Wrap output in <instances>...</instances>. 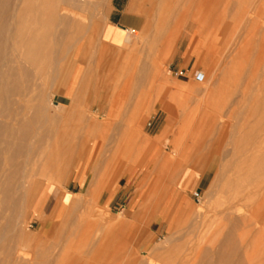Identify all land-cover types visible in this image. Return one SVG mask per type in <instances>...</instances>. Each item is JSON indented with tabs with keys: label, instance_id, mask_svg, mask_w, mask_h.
I'll use <instances>...</instances> for the list:
<instances>
[{
	"label": "rangeland",
	"instance_id": "1",
	"mask_svg": "<svg viewBox=\"0 0 264 264\" xmlns=\"http://www.w3.org/2000/svg\"><path fill=\"white\" fill-rule=\"evenodd\" d=\"M138 1L145 8L148 24L137 36L134 46L138 54L126 56L107 54L104 49L90 54L97 48L105 23L103 3L58 0L70 12L63 24L53 28L58 36L55 48L59 50L66 43L71 50L63 52L55 94L45 100V105L50 103L47 106L52 111L46 109L51 117L27 120L38 109L39 96L51 92L47 80L36 74L24 96L13 102L9 122L30 124L40 134L31 135L35 136L34 148L27 170L31 165L40 169L47 156H56L59 161L72 156L79 162L66 182L47 175L36 178L39 185L28 207L45 185L48 193L43 213L49 221L39 231L35 215L24 217L28 224L25 234L30 231L31 237L36 235L24 245L31 261L28 264H204L209 260L210 264H223L217 261V254L219 243L228 234L241 248L240 259L247 249L254 252L253 264H264V234L256 235L253 227L240 225V218L247 215L246 207L238 206L236 213L229 214L235 219L223 216L229 198L247 185L257 167L264 166V0ZM193 45L192 51L201 48V54L179 66ZM80 52V60L87 61L88 68L67 102L62 96ZM130 67L136 71V100L129 102L125 113L126 128L119 131V138H113L117 131L109 128L100 108L103 99L108 103ZM197 74L203 78L198 79ZM104 87L109 92L103 99H85L89 90L96 95ZM144 99L151 110L144 112L147 106L140 101ZM142 114V123L134 124V116ZM218 137H223L224 143L216 147ZM14 143L18 145L19 140L15 138ZM84 165L86 170L82 171ZM176 165L182 168L170 180ZM82 172V180L88 176L82 193L80 184L69 189L70 182ZM106 183H119L118 188L130 194L128 201L97 202ZM89 184L95 185V191L92 187L90 192ZM189 184L173 225L164 231L151 227L149 213L166 212L170 205L154 201L164 197L173 185L185 190ZM144 195L145 199L137 202ZM67 196L75 199L74 206H59L56 211ZM133 211L142 216L128 218ZM117 222L123 225L110 228ZM249 238L254 242H247Z\"/></svg>",
	"mask_w": 264,
	"mask_h": 264
},
{
	"label": "bare ground",
	"instance_id": "2",
	"mask_svg": "<svg viewBox=\"0 0 264 264\" xmlns=\"http://www.w3.org/2000/svg\"><path fill=\"white\" fill-rule=\"evenodd\" d=\"M69 12L70 10L65 8L61 2H58V0L57 2L55 0H0V264H28L31 262L29 261V254L24 250V245L26 247V244H29L36 239V235L31 237L32 234L30 235V231L28 232L30 236L28 233L25 234V232L28 231V224L24 221L26 214L29 213L35 215L39 231H41L49 221L46 215L42 216L44 214L43 206L48 193L45 185H43L38 191V197L32 202L30 207H28V202L35 191V188L39 185V183L36 182V178H38V176L43 177L44 175H47L54 181L66 182L71 177L73 170H75L76 166L79 164V162L73 159L72 156L67 159H62V161H59L56 156L52 158L47 156L41 161H44L42 165L43 167L41 166V168L38 169L35 165H31L30 169L27 170L26 168L30 166V156L34 148V138L35 136L40 137V134L38 133V130H34L30 124L23 122L18 125L9 122L11 120L10 111L15 98H21L24 96L25 91L29 89L31 79L35 74L40 76L41 80H47L51 92L39 96V107L35 112L27 116V120L28 122H32V119L42 115L51 117V114L48 112L52 110H50L47 105L50 104L48 102L52 98L47 101L48 104L46 105L45 100H48L49 97H52V95L55 94L54 88L57 86L56 84H58V74H60L58 70H61L59 69V66L62 65H59V63L61 58H64L65 55L63 52L71 50V47H68V44L66 43L62 45L63 47H61V49L56 50L55 46H57L56 43L58 41V36L53 28L57 24H63L66 20L65 15ZM72 15L75 14L72 13ZM22 26L24 27L22 28ZM48 42L53 43L49 46ZM50 102H52V100ZM46 107H48V112ZM171 118L172 117L167 119V124H169ZM31 135L35 136L32 137ZM15 138L19 140L18 145L14 143ZM226 141L227 139L225 142ZM215 143L216 147L221 146L222 143H224L223 137H218ZM229 143L230 142H226V145ZM68 151H70V149ZM8 156L10 159H7ZM245 161L243 160V162ZM181 168L182 166L180 167L179 165L172 168L173 172L170 180H173L175 174L181 170ZM250 169L252 170V168ZM83 170H86V165H84ZM254 170H256V168ZM82 176H84L83 172L81 178ZM87 177L88 176L86 175L84 183L86 182ZM246 183L247 185L242 183L245 186L241 189L238 188L235 193L232 191L234 194L229 198L230 203L226 207V210L223 209L225 211L223 216L224 214L229 216L232 211H235L236 207L244 205L247 210V215L244 217L243 213L242 218H240V215V225L242 223V225L247 224V226L245 225L246 227L249 225L258 232L256 235H263L264 166L257 167L256 173H253ZM173 184L175 185V183ZM227 184L228 183H226V188L228 187ZM229 184L230 188L234 187H231V183ZM158 189L159 187L157 188V191L159 192ZM261 195L262 198L261 200L259 199V201L258 197ZM74 204V198L71 199L69 196L63 197L60 200L56 211L59 206L62 209H67L73 207ZM180 209L181 206H179V210ZM34 210H36L35 213H33ZM56 211L53 219L56 216ZM236 212L237 211H235V213ZM234 217L229 216L228 218H231L232 220ZM116 225L122 226L123 222H117L115 225L110 224V228H114ZM217 226L216 228H218ZM245 228H243L242 231H244ZM247 230L248 233H250L249 230L251 231V228L249 227ZM110 231L111 230H109V232ZM242 231L239 230V233L243 235ZM109 232L107 231L106 234L108 235ZM224 234L226 235V233ZM249 240L252 239L249 238L246 241L248 242ZM219 244H221V246L219 245L221 249L219 254H217L218 262L223 264H253L252 258L255 256L254 252L249 253L246 249L243 256H241L244 260L240 259L241 248H238L235 245L231 234L225 236ZM209 261L204 264H210Z\"/></svg>",
	"mask_w": 264,
	"mask_h": 264
},
{
	"label": "crops",
	"instance_id": "3",
	"mask_svg": "<svg viewBox=\"0 0 264 264\" xmlns=\"http://www.w3.org/2000/svg\"><path fill=\"white\" fill-rule=\"evenodd\" d=\"M96 2H101L105 5V23L103 25V29L100 35V38L96 41L97 48L90 54H99L100 49L106 50L107 54H125L128 56L129 54H138V50L136 49L135 42L137 43V36L142 35L143 30L147 27L148 20L143 13V5L139 3L138 0H94ZM145 9V8H144ZM128 40V41H127ZM193 46H191L188 51L185 53L184 57L181 58V62L178 64L179 66L183 64V61L187 58H196L201 54V48L197 52H193ZM140 54V52H139ZM97 59V57H95ZM81 52L76 56L74 60V67L72 69V73L70 75L67 86L64 89L63 99L68 102L69 99L73 98L77 88L79 87L80 82L84 78L85 72L87 71L88 65L86 62H81ZM134 67H130L124 73V78L122 83L118 88L115 89L113 94L110 96L108 103L104 102L103 94L109 91H106L107 88H103L100 94L93 95L91 91L84 95L85 99L93 97H98L99 99H103L102 107L100 109H104L107 121L109 122V128H115L117 134L112 136L119 138V131L126 128V120L128 105L130 101H135L136 99L134 94V76H135ZM85 73V74H84ZM90 89V88H89ZM146 104L145 111L151 110L152 106L147 104V101L140 100ZM149 107V108H148ZM155 109V108H153ZM143 112V113H144ZM129 113V112H128ZM131 117V116H130ZM134 124L142 123L143 114L134 116ZM93 170H102V167L92 168ZM83 171V168H82ZM81 174H78L76 179L70 182L68 188H72L73 186L81 185V193L84 186V180L81 178ZM80 177V178H79ZM90 183V182H89ZM93 187V191H95V185L90 186ZM119 183H106L102 186L97 202L105 203V204H116L121 202H127L130 194H127L126 191H122ZM97 187V185H96ZM191 184L183 190L178 188L177 186H172L168 193L160 198L159 200H155L154 202H160L161 205L164 203H170L169 209L166 212L156 211L155 213H149V218L152 219L151 227L157 226V230L164 231L170 228L174 221L179 218L180 210H178V205L183 200V194L186 193ZM99 189V187H98ZM146 195L141 196L137 202H142L145 199ZM161 207V206H160ZM139 211L130 212V216L128 218H132L134 220L139 219L142 215L139 214ZM46 215V212L44 213Z\"/></svg>",
	"mask_w": 264,
	"mask_h": 264
},
{
	"label": "built area",
	"instance_id": "4",
	"mask_svg": "<svg viewBox=\"0 0 264 264\" xmlns=\"http://www.w3.org/2000/svg\"><path fill=\"white\" fill-rule=\"evenodd\" d=\"M197 78H198V79H202V78H203L202 74H197ZM149 126H150V125H149ZM193 196H194L195 198H198V194H197V193H195Z\"/></svg>",
	"mask_w": 264,
	"mask_h": 264
}]
</instances>
